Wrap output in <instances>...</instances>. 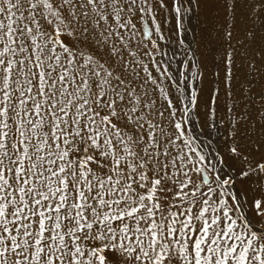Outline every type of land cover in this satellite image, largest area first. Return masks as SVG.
Listing matches in <instances>:
<instances>
[{
	"label": "snow or ice",
	"instance_id": "obj_1",
	"mask_svg": "<svg viewBox=\"0 0 264 264\" xmlns=\"http://www.w3.org/2000/svg\"><path fill=\"white\" fill-rule=\"evenodd\" d=\"M0 264H264V0H0Z\"/></svg>",
	"mask_w": 264,
	"mask_h": 264
},
{
	"label": "rangeland",
	"instance_id": "obj_2",
	"mask_svg": "<svg viewBox=\"0 0 264 264\" xmlns=\"http://www.w3.org/2000/svg\"><path fill=\"white\" fill-rule=\"evenodd\" d=\"M200 19L202 20L203 19V10L201 11V16H200ZM189 28H195V32L196 34L198 35L199 32H200V26L198 24V21H197V18L195 16V14H193V16L190 18L189 21H186L185 22ZM192 38V32H189V39Z\"/></svg>",
	"mask_w": 264,
	"mask_h": 264
}]
</instances>
